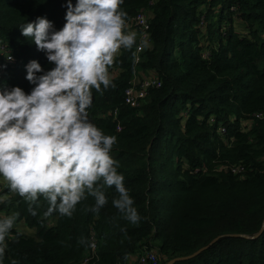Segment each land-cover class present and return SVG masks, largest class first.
<instances>
[{
  "label": "trees",
  "instance_id": "obj_1",
  "mask_svg": "<svg viewBox=\"0 0 264 264\" xmlns=\"http://www.w3.org/2000/svg\"><path fill=\"white\" fill-rule=\"evenodd\" d=\"M62 2L0 0V80L27 90L23 65L35 58L48 66L17 27L47 15L59 28ZM121 9L125 25L148 15L151 43L137 62L138 36L119 50L109 67L115 86L93 89L87 111L117 137L110 155L141 219L132 224L112 206L114 188H105L98 214L87 196L71 217L46 216L43 198L32 216L28 202L8 193L0 218L16 222L4 264H137L150 249L166 264L216 238L174 264H264V0H124ZM147 72L161 85L132 107L125 90ZM1 183L0 194L8 187ZM92 236L96 256L83 263Z\"/></svg>",
  "mask_w": 264,
  "mask_h": 264
},
{
  "label": "clouds",
  "instance_id": "obj_2",
  "mask_svg": "<svg viewBox=\"0 0 264 264\" xmlns=\"http://www.w3.org/2000/svg\"><path fill=\"white\" fill-rule=\"evenodd\" d=\"M123 3L63 0L59 28L47 15L17 27L48 66L35 58L23 65L27 90L0 80V181L8 186L0 194V204L14 193L28 202V211L35 216L34 206L43 198L46 216L57 212L71 217L76 205L91 196L95 203L89 211L98 214L108 203L105 188H114L118 196L112 206L130 223L140 221L125 177L110 155L117 137L105 134L87 111L93 89L115 86L109 67L119 50L136 43L137 34L124 31ZM148 46L141 39L138 50ZM6 57L14 62L11 54ZM15 222V215L0 218V264Z\"/></svg>",
  "mask_w": 264,
  "mask_h": 264
},
{
  "label": "built area",
  "instance_id": "obj_3",
  "mask_svg": "<svg viewBox=\"0 0 264 264\" xmlns=\"http://www.w3.org/2000/svg\"><path fill=\"white\" fill-rule=\"evenodd\" d=\"M149 17L145 12L138 13L132 18L124 27L125 32H135L138 36V44L136 46L135 61H139V53L142 50H138V45L141 39H146L148 44L150 41L149 34ZM3 68V67H0ZM161 82L157 79L153 72H150L143 77H136L132 81L131 85L125 90L124 101L132 107H137L141 101L146 97L150 89L160 87ZM119 129V127L117 128ZM2 189V183L0 181V191ZM90 252L87 254L83 263H87L90 259L96 256V240L92 236L89 242ZM137 264H158V253L155 249H150L142 252L137 256Z\"/></svg>",
  "mask_w": 264,
  "mask_h": 264
},
{
  "label": "water",
  "instance_id": "obj_4",
  "mask_svg": "<svg viewBox=\"0 0 264 264\" xmlns=\"http://www.w3.org/2000/svg\"><path fill=\"white\" fill-rule=\"evenodd\" d=\"M263 231V227L260 229L259 233L257 235H260V233ZM256 235V237H257ZM218 238L214 239L213 241H211L208 245H205L201 248H199L197 251H195L194 253L190 254V255H186V256H180V257H175L171 260H169L166 264H174L178 261H182V260H188L190 258H193L195 256H197L198 254H200L202 251L206 250L212 243H214Z\"/></svg>",
  "mask_w": 264,
  "mask_h": 264
},
{
  "label": "crops",
  "instance_id": "obj_5",
  "mask_svg": "<svg viewBox=\"0 0 264 264\" xmlns=\"http://www.w3.org/2000/svg\"><path fill=\"white\" fill-rule=\"evenodd\" d=\"M18 229L22 230L23 232H25L27 229H26V226L23 224V223H20L18 225Z\"/></svg>",
  "mask_w": 264,
  "mask_h": 264
},
{
  "label": "rangeland",
  "instance_id": "obj_6",
  "mask_svg": "<svg viewBox=\"0 0 264 264\" xmlns=\"http://www.w3.org/2000/svg\"><path fill=\"white\" fill-rule=\"evenodd\" d=\"M4 53H5V51H2V52H0V55L1 56H4ZM3 64H1V66H2ZM0 69H2V68H0Z\"/></svg>",
  "mask_w": 264,
  "mask_h": 264
}]
</instances>
